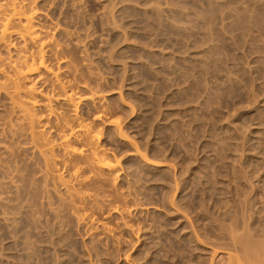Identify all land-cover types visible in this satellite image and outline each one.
Instances as JSON below:
<instances>
[{"label": "rangeland", "instance_id": "1", "mask_svg": "<svg viewBox=\"0 0 264 264\" xmlns=\"http://www.w3.org/2000/svg\"><path fill=\"white\" fill-rule=\"evenodd\" d=\"M21 1L52 71L23 90L10 64L37 47L0 40V264H231L233 232L264 247V0ZM60 119L114 169L81 140L67 155Z\"/></svg>", "mask_w": 264, "mask_h": 264}, {"label": "bare ground", "instance_id": "2", "mask_svg": "<svg viewBox=\"0 0 264 264\" xmlns=\"http://www.w3.org/2000/svg\"><path fill=\"white\" fill-rule=\"evenodd\" d=\"M20 2H22L21 0L19 1V0H0V40H6L7 38H9V37H11V36H13V35H15V36H18L19 38H21L23 41V44H29L30 45V43H31V45L33 44V48L34 47H37L36 49H37V51L38 52H36L35 51V53L34 54H37L36 55V57L34 56V55H32L33 53H31L30 52V54H31V57L32 56H34V58L32 57H30V55H28V54H26L28 51H24L25 50V48H24V50H23V54H22V57H21V55L19 56V58H17L16 57V60H12L13 62L10 64V63H8L7 65H8V67H6V68H11L12 67V69H10V71L12 70L13 71V73L12 72H10V74L12 75V77H15L16 78V80H18V81H22V80H26L27 78H28V76L29 75H31V74H34V73H36V72H38L39 71V73H40V75H41V73H42V71H43V73L46 71V73H50L52 70L48 67L49 65L48 64H46L45 63V60L43 59V57H45V56H43L44 55V53H43V55H42V51H45L43 48H42V46L44 45V38L43 39H41V36H39V34H38V32H42V31H40L39 29H37L36 28V25L37 24H35L34 23V18H35V11L33 12V11H31V13H29V12H27V10L26 9H24V7H22V6H24L23 4H21ZM23 3V2H22ZM26 10V11H24V10ZM37 30H39V31H37ZM40 35H42V34H40ZM8 40V39H7ZM6 40V41H7ZM9 41V40H8ZM7 43V42H6ZM46 43V42H45ZM10 44V43H9ZM47 45V44H46ZM45 46V45H44ZM43 46V47H44ZM25 47V46H24ZM27 47V46H26ZM45 48V47H44ZM43 49V50H42ZM34 50H35V48H34ZM24 52H26L25 54H24ZM30 57V58H29ZM14 59V58H13ZM9 62H11V59H10V61ZM9 64H10V66L11 67H9ZM1 65V64H0ZM2 65H4V64H2ZM1 65V66H2ZM6 65V64H5ZM4 65V66H5ZM1 66H0V68H1ZM3 68V67H2ZM2 69H0V71H1ZM5 71V70H4ZM41 71V72H40ZM56 73H57V71H56ZM56 73H55V71H54V77H56L57 75H56ZM38 74V73H37ZM43 75V74H42ZM52 75H53V72H52ZM9 76V75H8ZM38 77H41V76H39V74H38ZM53 77V78H54ZM9 78H10V76H9ZM9 78H8V80H9ZM30 78V77H29ZM54 79H58V78H54ZM11 80V79H10ZM13 80V79H12ZM28 80V79H27ZM21 81H20V85H21ZM57 81V84L59 83L58 81H59V79L58 80H56ZM11 82V81H10ZM14 82V84H13V89L15 88V92H16V94H18V92L19 91H21V88L19 89V82H15V80L13 81ZM71 82V81H70ZM66 83V82H65ZM68 83V82H67ZM66 83V84H67ZM10 84H12V82L10 83ZM19 86H18V85ZM24 84V81H23V83H22V85ZM26 84V83H25ZM55 84V83H54ZM53 84V85H54ZM66 84H64V82L63 83H61V80H60V83L58 84V87H60V90L62 89L63 90V94H64V98L66 99L67 98V100L68 101H71V102H74V100H75V95H74V93H70V91L71 90H68V91H66V86H64V85H66ZM22 85L20 86V87H22ZM70 86V84H68V86L67 87H69ZM23 87H24V85H23ZM22 87V88H23ZM27 87V86H26ZM57 87V88H58ZM71 87V86H70ZM10 88V87H9ZM13 89H12V92H13ZM26 89V88H25ZM59 89V88H58ZM68 89H70V88H68ZM11 90V89H10ZM23 90H24V88H23ZM36 90V88L34 87V86H32V84H31V86L29 85L28 87H27V89H26V91H29V93L31 94V93H33V95H34V92H37V90ZM61 90V91H62ZM11 92V91H10ZM69 92V93H68ZM11 94H15V93H11ZM93 94V93H92ZM32 95V94H31ZM12 96V95H11ZM62 96V95H61ZM92 96V95H91ZM18 97V96H17ZM21 97V95L19 96V98ZM75 97V98H74ZM12 98H14V96H12ZM77 98H78V96H77ZM92 98V97H91ZM14 100V99H13ZM18 101V98H16V96H15V100L14 101ZM22 100V99H21ZM20 101V100H19ZM18 101V103H16V104H19L20 105V107H22V105L21 104H23V103H26L25 101L23 102V103H21L22 101H20L19 102ZM34 102H35V100H34ZM70 102V103H71ZM14 103V104H15ZM31 103V102H30ZM37 102H35V104H36ZM69 103V104H70ZM15 104V105H16ZM32 104H34L33 103V101H32ZM31 104V105H32ZM18 105V106H19ZM26 105V104H25ZM25 105H23V106H25ZM72 105H74V103H72ZM30 106V105H29ZM32 106H35V105H32ZM32 106H31V108H32ZM76 106V105H75ZM27 107H28V104H27ZM23 108V107H22ZM21 108V109H22ZM25 108V107H24ZM32 109H34V108H32ZM23 110V112H24V110H26V108L25 109H22ZM21 110V111H22ZM28 110V109H27ZM26 110V111H27ZM71 110V109H70ZM76 110V109H75ZM20 111V110H19ZM31 111V109L29 110V112ZM22 112V113H23ZM34 112V111H33ZM76 112V111H75ZM25 113V112H24ZM26 113H28V111L26 112ZM25 113V114H26ZM71 113H73V112H71ZM20 114H21V112H20ZM25 114H22L21 116V118H24L25 120H29L30 118H31V121L30 122H32V123H35V121L33 122V120H35V118H37L38 119V117L36 116L35 117V115L36 114H34V113H29V114H31V115H29V114H27V115H25ZM32 114H34V116L32 115ZM75 114V113H74ZM25 116V117H24ZM26 116H31L30 118H26ZM33 116V117H32ZM75 116H77V115H75ZM75 116H74V118H75ZM62 117V116H61ZM70 117V116H69ZM34 118V119H33ZM64 118V117H63ZM67 117H65V119H66ZM81 119L80 118V116H78L77 117V120H79V119ZM23 119V120H24ZM37 119H36V121H37ZM62 119V118H61ZM60 119V121H62L63 122V125H61L60 124V126L58 127V129H60V128H63V131H62V129H61V131L63 132H61L62 133V139H61V141L63 142V144L62 145H65V149L67 150V153H65V154H67V155H70V156H73V155H78V156H80L81 154H82V152H84L83 151V149L82 148H78V147H76L77 145H76V143L78 142V141H83L84 143H82L81 141V143L80 144H78V145H81V144H84L85 146H83V148L84 147H88L89 148V150L88 151H90L91 150V153H89L88 154V158H87V154L85 153V157L84 158H86V159H84L83 158V160H85L86 161V163H85V165L88 163V164H90V166H91V168L92 169H94V170H91L90 168V170L91 171H95L96 169H98V170H100V171H102V169H106V168H112V169H114V167L116 166V163H112L111 161H109L108 159L106 160V158H105V156H106V154L105 155H102V156H100L99 155V152L101 151V150H99V145L97 146V144H99L98 143V139H100V137H98V136H100L99 134H98V136L96 135V133L94 134V133H92V131L90 130V124L88 123H84V120L82 119V121H76V119H74L75 121V123H74V125H76V126H74V127H71V128H69V127H67L66 128V126H70V123L72 122V121H70V123L68 122V120L66 121L67 123H69V125L66 123V124H64V122H65V119L64 120H61ZM71 119H73V118H71ZM70 119V120H71ZM26 122H28V126H29V121H26ZM39 122V121H38ZM58 123V122H57ZM60 123V122H59ZM31 124V123H30ZM35 125V124H34ZM57 125V124H56ZM66 125V126H65ZM31 126V125H30ZM71 126H73V125H71ZM32 127V126H31ZM57 128V127H56ZM67 129H69L68 130V133H66L65 131H67ZM92 129V128H91ZM70 131V132H69ZM60 133V132H59ZM33 134V133H32ZM35 134V133H34ZM41 135V134H40ZM34 137H35V135H33ZM59 138V137H58ZM38 139V138H37ZM60 141V140H59ZM74 141L76 142L75 143V145L76 146H74ZM52 143V142H51ZM47 145V144H46ZM60 145V144H59ZM51 146V145H50ZM81 146V147H82ZM80 147V146H79ZM54 148V147H53ZM42 149V148H41ZM84 149H87V148H84ZM97 149H98V151L99 152H97ZM48 150V149H47ZM47 150L45 151V150H43L44 152H47ZM103 151V150H102ZM85 152H87V150L85 151ZM47 154V153H46ZM84 154V153H83ZM91 154V156L93 155V158H90V160H88L89 159V157H91V156H89ZM100 154H103V153H100ZM69 156V157H70ZM65 157V156H64ZM71 158H73V157H71ZM81 158H82V156H81ZM66 159V158H65ZM70 160V159H69ZM68 160V162L67 163H69L70 162V164H71V161H69ZM87 160H88V162H87ZM48 161V160H47ZM65 161V160H64ZM49 162V161H48ZM47 162V163H48ZM81 162V161H80ZM90 162V163H89ZM75 163V162H74ZM74 163L73 164H71V165H74ZM83 163V162H82ZM118 163V162H117ZM70 165V166H71ZM76 165H77V167H80V166H78V164L76 163ZM76 165H75V167H73V168H71V169H73V171H74V168H75V171L78 173V170L80 169H78L77 167H76ZM82 165V164H81ZM87 167L89 166V165H86ZM89 166V167H90ZM85 167V166H84ZM77 168V169H76ZM82 168V167H81ZM86 170H88V169H86ZM97 170V172H98V175H99V171ZM80 171H81V169H80ZM80 171H79V173H80ZM104 171V170H103ZM76 172H73V173H75V174H73V173H71V174H73V175H76L77 173ZM82 172V171H81ZM96 172V171H95ZM96 172V173H97ZM102 174V173H101ZM105 174V173H104ZM80 174H77V176H79ZM74 177H76V176H74ZM80 178V177H79ZM75 179V178H74ZM78 179V178H77ZM76 179V180H77ZM78 181H80V180H78ZM84 181V180H83ZM82 182V181H81ZM80 184H82V183H80ZM71 185V184H70ZM71 186H73V185H71ZM75 189V188H74ZM75 192V191H74ZM80 195V194H79ZM78 197V196H77ZM81 199V198H80ZM234 233V232H233ZM231 234V236L233 235V239L235 240V241H237V243H238V247L239 248H236V250L237 249H240L241 251H242V253H240V252H238L237 251V253H236V255H232L231 257H232V259H233V261L234 262H230L229 261V263H231V264H241L242 263V261H244V260H246L247 262H248V264H264V247H263V245H262V243H260L259 245H261V247H262V249H258V247H260L259 245H257L258 247H256V246H254V248L256 249L257 248V250H254V252H252L253 251V249H252V245L249 243V240L247 241L246 240V238H244V237H242V238H240V237H238V235H236L235 233L234 234ZM246 236V235H245ZM247 237V236H246ZM264 242V241H263ZM241 245H240V244ZM252 243V242H251ZM234 244H236V243H234ZM235 247H237V245H235ZM251 250V251H250ZM240 253V254H239ZM232 259H230L231 261H232ZM243 264V263H242Z\"/></svg>", "mask_w": 264, "mask_h": 264}]
</instances>
